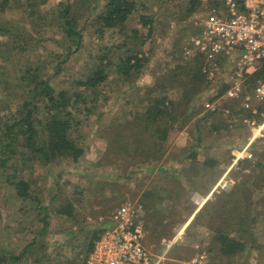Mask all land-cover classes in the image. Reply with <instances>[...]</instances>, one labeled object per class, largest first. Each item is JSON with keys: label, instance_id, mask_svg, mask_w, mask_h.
Segmentation results:
<instances>
[{"label": "trees", "instance_id": "1", "mask_svg": "<svg viewBox=\"0 0 264 264\" xmlns=\"http://www.w3.org/2000/svg\"><path fill=\"white\" fill-rule=\"evenodd\" d=\"M50 1L0 0V14L20 11L28 24L22 27L0 16V75L6 74L0 78V94L12 88L16 95L15 101L5 103L8 113L0 117V190L14 200L26 201L25 206L5 202L11 212L8 224L3 223L5 215L0 210V264H88L96 239L111 225L109 216L124 200L122 187L118 188L121 182L116 180L115 185L99 188L93 187L90 179L88 187L71 191L68 202L58 203L64 190L61 188L70 185L71 180L57 183L55 191L45 181L49 180L52 165L79 163L85 157L91 143L84 127L102 105L104 83L116 76L117 86L126 87L140 76L150 61L155 33L162 21L161 13L150 7L151 13L139 12L140 5L147 7L143 0H58L55 7L47 10L45 6ZM201 4L203 0H189L185 15H191ZM132 18H138L137 25L132 24ZM171 19L181 21L184 16L180 17L178 10L170 12L169 28ZM191 25V32L176 36L162 60L165 63L159 64L161 76L149 92L138 97L140 109L127 122L107 127L111 131L108 134L97 131L107 140L101 161L112 167L125 155L131 170L117 174V178L130 180L132 174L152 168L162 175L159 180L164 183L147 187L139 198L145 208L146 245L160 244L162 237L174 236L173 226L193 215L188 229L201 223L212 234L206 242L208 249L215 252L209 264H264V209L262 215L256 214L264 191L258 196L249 190L252 175L264 165V147L257 157L260 162L251 158L241 161L242 169L248 172L243 173L233 191L214 189L208 170H227L223 166L227 158L220 159L219 152L211 155L210 150L216 148L207 139L220 140L221 135H231L233 129L220 112H205L203 95L218 84L217 93L208 99L214 101L230 83L220 76H210L204 56L183 54L184 46L200 29L194 21ZM88 30L99 41V49L90 54L89 72L77 78L73 86L59 87L54 78L82 50ZM106 34L108 40L103 41ZM47 40L61 50L46 55L39 47ZM10 63L14 64L9 66L11 72L6 69ZM9 73L13 75L11 80ZM260 75H264V67L249 81ZM17 83V88L12 87ZM236 131L233 134L245 144L247 128L242 126L241 131ZM181 132L187 133L189 141L183 149L172 146ZM259 144L256 141L251 146L253 152ZM172 154L180 159V165L175 163L178 160L171 162ZM194 188L213 198L200 208L190 199L180 202ZM93 195L98 196L97 200L105 197L117 202L109 206L107 219L89 223L83 210L91 204ZM217 208L222 216L213 211ZM195 241L173 244L167 252L168 259L161 264H177V260L189 258L179 250L189 246L191 251Z\"/></svg>", "mask_w": 264, "mask_h": 264}, {"label": "rangeland", "instance_id": "2", "mask_svg": "<svg viewBox=\"0 0 264 264\" xmlns=\"http://www.w3.org/2000/svg\"><path fill=\"white\" fill-rule=\"evenodd\" d=\"M204 1V0H203ZM189 0H143V4L147 5V7H143L140 5L139 7V12H145V13H151L149 10V7L153 9V11L157 10L161 14L162 21L161 24L158 26V31L155 33L154 39L156 40L155 42V48L151 52L150 56V61L148 62V65L142 70L140 76L138 78L133 79V81L130 82L129 85L126 87H120L117 86V81L118 77L116 76H111L110 79L104 83V87L106 86V92L105 96L102 97V105L97 109L96 113L92 115L91 121L88 125H85L84 127V133H86V136L89 137V142L91 143L90 149H88L85 157L81 159L79 163H73L69 164L67 162L59 163V164H54L51 166V169L48 172V177L49 180H46V184L49 186L48 188L51 190L55 191V187L57 183L63 184L66 179L71 180V184L66 186V184L63 185L61 188L63 190V194L58 200V203L60 202H68L70 198H72V194L70 193L71 191L75 190H81L83 187H88L90 179L92 180V186L93 187H108L111 186V184L115 185V181L121 182L118 188L119 190L122 187V193L121 195L124 196V200L121 202V204L127 200V199H133V200H139L141 195L144 193L147 187H155L159 184H163L164 181L159 180V176H162L161 174L158 175L157 169H144L140 173L132 174L131 179H127L124 176H120V178H117V174H121V172H128L131 170L132 166L126 165L127 158L125 157L124 154L120 156V158L117 160L118 165L110 166V165H103L105 164L104 161H101L102 155L104 154L106 148L105 142L107 141L105 137H100V135H97V131L99 130V134H108L109 132V126L113 127L116 126L119 123H125L127 122L133 113L140 109L141 106L138 105V97L140 95H144L145 93L149 92L150 87H152L158 76H161L162 69H160L159 64L160 63H165L162 62V60H165L166 58V53L167 51L173 46V41L176 38L179 33H189L192 30V25L191 21L195 23V20L199 19L201 15L204 13V4L199 5L194 12L188 16L185 15L187 6H188ZM58 0H51L46 6L45 9L50 10L55 5H57ZM178 10L179 11V16L182 17L184 16V19L181 21H176V20H170V23L172 21V25L169 28V15L170 12ZM0 16L6 20H10L13 22L15 25L19 26H28L25 22V17L24 14L20 11L16 10H8L7 12L0 14ZM195 19V20H194ZM132 24L137 25L138 24V18H132ZM196 25V24H195ZM161 29V30H160ZM161 32H160V31ZM107 36L103 41H107ZM3 40V37L0 36V41ZM102 41V42H103ZM99 41H97V38L95 35H93L91 30H88L86 32L85 40H84V47L82 48L81 51L77 52L76 55H74L71 59L68 60L67 63L64 64L62 72L54 78V81L58 84L59 87H64V86H73L74 81L77 78H84L86 74L89 72V67L88 63L90 62V54L95 53L99 49ZM2 43V42H0ZM43 45L39 47L40 50H44V53L46 55H50L51 51L54 50H61L58 46H55L52 41L47 40L42 42ZM147 49L150 48V44L146 46ZM14 64L10 63L6 69L11 72L10 67ZM232 67H233V62L232 61H224L223 62V68L221 71V74L219 75L221 77V80L224 82H229L231 77H232ZM10 75V80L13 79V75L9 73ZM5 75H0V78H4ZM161 79V78H160ZM1 86V89H3V86ZM17 85H13L12 87H16ZM216 89H218V84H215L214 86L204 93L205 101L208 100L213 94L217 93ZM0 97L4 98V102L1 99L0 101V117H3L4 114L8 113V104L12 103L16 99L15 91L11 88L10 90L7 91L6 94H0ZM11 99V100H10ZM7 105H6V104ZM222 103V100L221 102ZM226 103L224 107L222 108H235L238 104L225 101ZM205 106V105H204ZM205 112H208L205 110ZM101 113V114H99ZM226 123H228L229 127L231 130L233 129L234 131L238 132L242 130V125L240 123L236 125H231L229 122V118L225 116L223 112H220ZM231 131V135H221L220 140H215V139H207L208 143H212L215 146V150L212 149L210 150L211 155H215V153L219 152L218 156L221 155L220 159L227 158L226 161H224L223 166L227 167V170H221V169H214V170H208L210 176V180L213 181L214 186H216L217 180L226 172L231 166V156L232 152L236 148H240V146L244 143L243 141L241 142L239 139L238 135H234L233 132ZM187 133L186 132H181L179 133L176 138L174 139L172 146L183 149L188 143L187 139ZM190 138V136H189ZM191 139V138H190ZM106 140V141H105ZM260 144L262 145H257L255 151L253 152L254 156L251 158L252 160H256L258 162L261 161L260 158L257 159V157L260 155L261 150L264 147V139L259 140ZM204 143V142H203ZM221 144V145H219ZM244 146V144H243ZM242 147V146H241ZM230 150V151H229ZM257 150V152H256ZM259 150V151H258ZM253 151V150H252ZM230 153V157L228 158ZM257 153V154H256ZM177 154V152L175 153ZM175 154H172L171 158L173 162L174 160H178V157L175 156ZM180 158V157H179ZM181 164L180 159L176 161L175 163ZM102 165H101V164ZM104 166V167H100ZM257 169V168H256ZM89 170V174L86 173V171ZM247 170H243L242 166L238 168H234L230 171V175L233 176L234 178V184L232 187L228 190H222L226 192H231L233 191V188L235 184L243 178V173H247ZM62 174V177L59 178V176ZM252 183L250 184L249 190L253 192L255 195H260L262 194V191H264V165L262 167H258V171L252 175ZM124 182L128 184L129 186H124ZM6 185V184H5ZM121 186V187H120ZM66 188V189H65ZM215 189V187H214ZM6 193V192H5ZM4 191L0 190V204L2 205L0 207V210H2V214L4 216L3 223L8 224V221L10 220L11 212L5 208L6 204L5 202L9 200V202L15 206H25L26 201L24 200H14L12 195L9 193L5 194ZM181 190H180V195H181ZM196 194H201L203 197L206 198V201L208 199H212L213 195L212 194H202L197 188H194L190 190L188 193H186L185 196H182L180 198V202H185L187 199H190V201L194 204V206H197L199 208V205L195 203L194 201V195ZM97 195H93L91 199V204L87 206L86 209L83 210L84 213H87V220L89 223H96V222H101V214L107 219L109 215L108 208L111 205H115V199L114 200H108L105 197V202L104 198H101L100 200H97ZM260 197V207L261 209H258L256 212L257 215H262L264 209V194H262ZM8 202V201H7ZM206 203V202H205ZM204 203V204H205ZM120 204V205H121ZM203 204V205H204ZM118 207V206H117ZM116 207V208H117ZM167 211L169 210V206L166 208ZM222 216L221 210L219 208L213 209L214 212H216ZM104 212V214L102 213ZM169 214V212H168ZM184 222H179L175 226H173V235H175L181 228L184 226L186 227L187 224H183ZM13 224V222H12ZM204 226L203 224L199 223L196 224V226L192 229L189 230L188 227H184L186 233L183 235L182 238H180L177 243H182L183 244H188L190 241H195V244L199 241L201 245L206 248L209 252L208 259L206 264H209V260L211 256H215V252H211L208 249V245L206 244L207 238L202 239V233L199 231V228ZM0 228H2V224L0 223ZM209 230L207 229L204 232V236L212 234L208 232ZM4 233V231H2ZM147 232V231H146ZM258 233V231H256ZM147 234V233H146ZM6 234L3 235L5 237ZM166 238L173 237V236H164ZM161 239L160 244H147V246L151 249L153 253H160L163 249L167 248V245H164L163 238ZM207 237V236H206ZM210 239V238H208ZM151 246V247H150ZM185 247V246H184ZM189 247V246H188ZM186 247L185 249L179 250L180 254L183 256H187L189 258L185 259L188 260L192 258L194 255L197 254L198 250L194 247L190 251V247ZM187 250L189 251V255L187 254ZM168 259V258H167ZM166 259V260H167ZM171 261L172 259L169 258ZM175 260H172V262ZM179 261V260H178ZM176 261V262H178ZM180 261H182L180 259Z\"/></svg>", "mask_w": 264, "mask_h": 264}, {"label": "built area", "instance_id": "3", "mask_svg": "<svg viewBox=\"0 0 264 264\" xmlns=\"http://www.w3.org/2000/svg\"><path fill=\"white\" fill-rule=\"evenodd\" d=\"M204 13L195 24L184 46L187 57H205V70L210 76L221 74L224 61H232V77L228 89L214 101L206 100L205 109L223 112L231 125L240 123L248 130L244 146L232 152L231 166L216 182L215 189L228 190L234 184L230 171L241 166L244 158L254 156L251 146L264 139V75L250 82V77L264 67V0H219L210 5L204 0ZM221 100L235 102L233 108H222ZM199 208L206 202L201 194L194 195ZM145 208L140 200L127 199L109 216L111 225L101 232L87 259L88 264H161L169 248L186 233L181 228L173 237L163 238L166 249L153 253L144 243L146 235ZM101 220L106 219L101 216ZM198 252L177 264H206L209 252L198 241Z\"/></svg>", "mask_w": 264, "mask_h": 264}, {"label": "crops", "instance_id": "4", "mask_svg": "<svg viewBox=\"0 0 264 264\" xmlns=\"http://www.w3.org/2000/svg\"><path fill=\"white\" fill-rule=\"evenodd\" d=\"M192 217H193V215L190 217V219L188 220V221H184V223L183 224H187V226H188V223L190 222V220L192 219ZM186 226V227H187ZM185 227V226H184ZM207 230V227H203V226H201L200 228H199V231L202 233V239L204 240V239H206L207 238V240H209L208 238H211V236H210V234H208L207 233V235H205L204 236V232ZM209 232V231H208ZM147 233V232H146ZM146 236V235H145ZM207 236V237H206ZM161 243V242H160ZM148 247V246H147ZM151 247V246H150ZM151 250V249H150ZM163 251V250H162ZM161 251V252H162ZM160 252V253H161ZM173 260H177L176 258H173ZM178 261V260H177Z\"/></svg>", "mask_w": 264, "mask_h": 264}]
</instances>
